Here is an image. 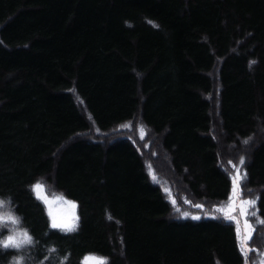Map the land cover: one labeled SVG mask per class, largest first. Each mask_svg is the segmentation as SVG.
I'll return each mask as SVG.
<instances>
[{
    "label": "trees",
    "instance_id": "1",
    "mask_svg": "<svg viewBox=\"0 0 264 264\" xmlns=\"http://www.w3.org/2000/svg\"><path fill=\"white\" fill-rule=\"evenodd\" d=\"M136 118L156 151L84 135ZM233 143L264 230V0H0V197L33 238L0 264H244L233 221L174 219L147 169L223 201ZM42 177L78 203L73 231L51 227Z\"/></svg>",
    "mask_w": 264,
    "mask_h": 264
},
{
    "label": "rangeland",
    "instance_id": "2",
    "mask_svg": "<svg viewBox=\"0 0 264 264\" xmlns=\"http://www.w3.org/2000/svg\"><path fill=\"white\" fill-rule=\"evenodd\" d=\"M145 126L146 125L142 122L140 118H136L134 120L125 122L109 131H101L94 123H92L91 125L92 128H90L88 132L84 133V135L85 137H89L90 139H100V141H104V142L106 140H112L117 136H128V137L130 136L132 140L135 143H137V146L140 150H144V149L149 150L150 146L154 150L155 148H157V145L155 144L156 138L152 135L150 131H148V128H146ZM220 137L221 139L223 138L222 136ZM142 142H144V144H142ZM221 145H223L222 142ZM235 149H236L235 144L234 143L230 144L229 151H227V155L221 158L224 167L228 172V174L230 175L232 181L231 192L228 195L229 197H227L223 201L219 200L216 202L213 201L207 202L205 200L194 198V196L188 190L187 185L183 183L182 179L179 178L180 181H178L173 177V175L175 176L173 168L170 167L169 169L168 167L165 166L166 164H163L164 165L163 167L162 162L160 163L161 159H158L159 160L158 163L160 166L157 164V168L147 161V169L149 171L150 177L152 179L158 180L164 195L171 203L173 207L172 217H174V219L192 218V217H199L198 219L201 218L208 219L209 217H212L227 221H233V223L236 226L238 241L241 250H242L241 247L242 239L245 236L248 235L251 236V239L247 241V249H248L247 257H245L243 253L244 260L247 258V264H260V261L264 259V230H259L258 228H256L257 225L256 223L258 220H260L259 214L256 209V205L254 204V206H248L243 204V201L246 200L256 201L255 197L257 195L255 191H250L248 189H245V185H244L245 161L244 158L239 156L240 154H244V153H240V149L237 151H235ZM164 159H166L165 155H164ZM241 159H243L244 161L243 164L240 163ZM163 168L165 169L168 168L170 174L169 173L163 174L164 173ZM237 168L239 169V173H237ZM158 169H161L163 172H158ZM169 176L174 178L177 182L173 183ZM237 176H239L237 182L238 186L236 187L234 192L233 181L234 178H236ZM37 182L43 184L45 194L47 195L48 200L53 201V203L49 205L44 203L41 199H39L45 205L48 215H49V210L51 209L52 215L56 217L58 223L69 224V225L75 223L76 226L79 220L78 203L73 199L67 197L64 191L55 187L52 183L48 181L46 177L40 178L34 184H36ZM57 197H59L60 199H55ZM173 201H175V204H173ZM73 203L76 205L74 209L71 207V204ZM230 203L234 207V211H231L230 215L235 219L228 218L225 212H221L218 210L220 208L226 209V206H228ZM197 204L202 205V207L196 208L194 205ZM177 208H179L180 211H177L176 210ZM242 208L244 209V214H241ZM183 212H188L189 215L185 217L182 215ZM49 217H50V222L52 223V217L50 215ZM247 225H251L252 228L249 229ZM88 256H93L105 261V258L94 253H88L85 255V257Z\"/></svg>",
    "mask_w": 264,
    "mask_h": 264
},
{
    "label": "snow or ice",
    "instance_id": "3",
    "mask_svg": "<svg viewBox=\"0 0 264 264\" xmlns=\"http://www.w3.org/2000/svg\"><path fill=\"white\" fill-rule=\"evenodd\" d=\"M243 159H241L240 163L243 164ZM235 167V166H234ZM237 173H239V169L237 168ZM238 179L239 176H237L236 178H234L233 184H234V192L236 187L238 186ZM32 191L36 194L37 199H41L44 203L46 204H51L53 203V201L48 200L47 195L45 194V190H44V186L42 183L37 182L36 184H34L32 186ZM55 199H60L59 197L55 198ZM188 202V201H185ZM173 204H175V201H173ZM244 205H248V206H254L255 201H243ZM196 208H201L202 205H194ZM0 207H2V205H0ZM71 207L74 209L76 207V205L73 203L71 204ZM227 209V211H226ZM225 208H220L218 209L221 212H225V214L228 216V218L230 219H235L234 217H232L230 215L231 211H234V207L233 205H231V203L226 206ZM177 211H180L179 208L176 209ZM241 214H244V209L242 208L241 210ZM49 215L52 217V223H51V227L56 229V228H62L66 231H73L75 229V223L69 225V224H62V223H58L56 220V217L52 215L51 209L49 210ZM183 216L187 217L189 215L188 212H183L182 213ZM254 215V213H253ZM111 218V217H109ZM193 219H198L199 217H192ZM260 223H264V221H259ZM247 224V222H246ZM0 225L4 226L5 228L8 225H14V226H18L19 225V221L13 217V216H0ZM247 227L249 229L252 228L251 225H247ZM12 233L8 235L5 239H0V247L3 248H16L19 249L21 247H23L24 245H30L33 243V238L28 234L27 231H17V227H13L12 228ZM251 239V236H245L242 241H241V247H242V252L244 253L245 257H247V241ZM50 251H55V249H51ZM45 259H47V257H45ZM65 259H67L65 257ZM82 264H107L106 261L101 260L99 258L93 257V256H88L85 257L84 260L82 261ZM245 264H247V258L245 259ZM260 264H264V259H262L260 261Z\"/></svg>",
    "mask_w": 264,
    "mask_h": 264
},
{
    "label": "clouds",
    "instance_id": "4",
    "mask_svg": "<svg viewBox=\"0 0 264 264\" xmlns=\"http://www.w3.org/2000/svg\"><path fill=\"white\" fill-rule=\"evenodd\" d=\"M0 205H2V207H0V216H13L15 217L18 221H19V224L21 223L22 221V217L17 215L15 212H14V209L11 207V198L10 197H0ZM9 228V231L12 233V228L13 227H16L14 225H8L7 226ZM3 228H5L4 226L0 225V230H2ZM17 231H20L18 228H17ZM24 231H27V230H24ZM8 264H24V257L23 256H14L11 258V260L8 262Z\"/></svg>",
    "mask_w": 264,
    "mask_h": 264
},
{
    "label": "bare ground",
    "instance_id": "5",
    "mask_svg": "<svg viewBox=\"0 0 264 264\" xmlns=\"http://www.w3.org/2000/svg\"><path fill=\"white\" fill-rule=\"evenodd\" d=\"M215 135V134H214ZM217 138V137H216ZM258 241V240H257Z\"/></svg>",
    "mask_w": 264,
    "mask_h": 264
}]
</instances>
